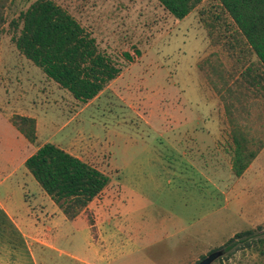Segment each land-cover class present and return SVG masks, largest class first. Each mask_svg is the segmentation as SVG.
Masks as SVG:
<instances>
[{"label": "rangeland", "instance_id": "rangeland-1", "mask_svg": "<svg viewBox=\"0 0 264 264\" xmlns=\"http://www.w3.org/2000/svg\"><path fill=\"white\" fill-rule=\"evenodd\" d=\"M34 1L0 6L1 100L38 119L34 146L51 142L110 178L63 243L90 258L88 237L104 264H197L238 233L264 240V147L237 178L228 114L232 105L264 143V90L236 83L244 68L260 67L218 1L177 20L158 0H54L123 69L86 104L11 44L6 22ZM256 246L213 264H264Z\"/></svg>", "mask_w": 264, "mask_h": 264}, {"label": "trees", "instance_id": "trees-1", "mask_svg": "<svg viewBox=\"0 0 264 264\" xmlns=\"http://www.w3.org/2000/svg\"><path fill=\"white\" fill-rule=\"evenodd\" d=\"M6 1L0 0L1 8L5 7ZM204 1L158 0L177 20L185 19ZM217 1L260 67L254 69L255 64H251L240 72L241 80L236 81L240 87L237 91L261 87L264 90L261 84L264 81V0ZM0 17L3 23L4 18ZM6 24L13 47L80 103L86 104L97 98L123 71L114 59L100 50L92 34L54 0H35ZM224 84V87L228 86L227 81ZM225 91L234 95L230 87ZM229 106L232 171L240 178L256 160L264 143L250 137L238 119L231 116L232 105ZM11 121L30 144L37 142L35 119L15 115ZM26 168L69 220H75L86 211L110 184L105 173L53 143L41 146L27 160ZM263 228L258 227L259 230ZM257 238L255 230H247L236 234L220 250H224V254H232L239 248L254 249L259 241L264 256V240L257 241Z\"/></svg>", "mask_w": 264, "mask_h": 264}, {"label": "crops", "instance_id": "crops-1", "mask_svg": "<svg viewBox=\"0 0 264 264\" xmlns=\"http://www.w3.org/2000/svg\"><path fill=\"white\" fill-rule=\"evenodd\" d=\"M8 104L0 95V264H104V252L88 243V237L86 246L95 247L89 248L90 258L63 243L71 241L66 231L77 228L78 219H67L26 168L44 144H30L11 119H35L37 138L38 119Z\"/></svg>", "mask_w": 264, "mask_h": 264}, {"label": "water", "instance_id": "water-1", "mask_svg": "<svg viewBox=\"0 0 264 264\" xmlns=\"http://www.w3.org/2000/svg\"><path fill=\"white\" fill-rule=\"evenodd\" d=\"M223 255H224V250H216L210 253L208 256H206L204 259H202L197 264H213L219 258L223 257Z\"/></svg>", "mask_w": 264, "mask_h": 264}]
</instances>
